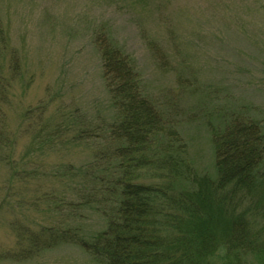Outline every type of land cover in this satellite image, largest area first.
<instances>
[{
    "label": "rangeland",
    "instance_id": "rangeland-1",
    "mask_svg": "<svg viewBox=\"0 0 264 264\" xmlns=\"http://www.w3.org/2000/svg\"><path fill=\"white\" fill-rule=\"evenodd\" d=\"M98 36L133 58L198 175L215 176L207 119L264 132V0H0V264H99L77 243L106 226L95 148L73 139L114 113Z\"/></svg>",
    "mask_w": 264,
    "mask_h": 264
},
{
    "label": "trees",
    "instance_id": "trees-1",
    "mask_svg": "<svg viewBox=\"0 0 264 264\" xmlns=\"http://www.w3.org/2000/svg\"><path fill=\"white\" fill-rule=\"evenodd\" d=\"M96 44L114 113L73 139L91 131L86 168L101 185L92 198L104 203L106 226L77 243L99 264H264L260 122L207 119L215 176L198 175L175 117L148 96L133 58L99 36ZM103 134L111 146L98 149Z\"/></svg>",
    "mask_w": 264,
    "mask_h": 264
}]
</instances>
